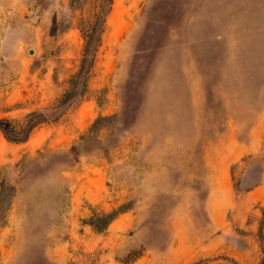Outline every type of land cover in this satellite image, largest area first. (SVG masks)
<instances>
[{
	"label": "rangeland",
	"instance_id": "1",
	"mask_svg": "<svg viewBox=\"0 0 264 264\" xmlns=\"http://www.w3.org/2000/svg\"><path fill=\"white\" fill-rule=\"evenodd\" d=\"M100 5L0 0V119L71 89ZM76 88L0 133V264H264V0H112Z\"/></svg>",
	"mask_w": 264,
	"mask_h": 264
},
{
	"label": "trees",
	"instance_id": "2",
	"mask_svg": "<svg viewBox=\"0 0 264 264\" xmlns=\"http://www.w3.org/2000/svg\"><path fill=\"white\" fill-rule=\"evenodd\" d=\"M100 10L96 14V18L94 22L91 24L90 28L85 31L84 38H85V45L83 51V58H82V65L79 72L76 74L74 79L72 80V87L69 91H67L62 98L47 112H34L26 117L21 122H14L10 119H0V133L4 135L6 140L11 143H23L25 142L31 132L40 124L46 122H54L57 121L65 111L66 106L74 99L77 95L76 86L78 85L80 79L85 80L87 74L89 73L90 68L92 67L95 52L97 47L99 46L100 37L103 32L104 26V17L106 16L110 6L112 4V0H100ZM107 6V11L105 10ZM107 119L99 118L90 128L89 134L93 133V131L98 128L97 126L102 121H107ZM13 187L11 186H3L2 193L0 195V210L6 204V191L12 193ZM12 196V194H11ZM123 207H120L119 210H122ZM118 211H113L108 214H100V215H93L90 218V225L94 227V229L98 232H102L108 224L117 216ZM138 257L134 258V261Z\"/></svg>",
	"mask_w": 264,
	"mask_h": 264
}]
</instances>
